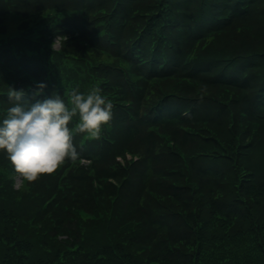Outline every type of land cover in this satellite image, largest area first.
Returning <instances> with one entry per match:
<instances>
[{"label":"trees","instance_id":"trees-1","mask_svg":"<svg viewBox=\"0 0 264 264\" xmlns=\"http://www.w3.org/2000/svg\"><path fill=\"white\" fill-rule=\"evenodd\" d=\"M59 1L0 0V114L12 102L8 85L34 100L40 80L46 82L44 92L63 93L66 102L73 88L85 91L95 85L107 92L111 83L127 96L110 59L136 65L156 47L187 51L203 62L226 59L215 63L212 73L210 67L196 69L200 65L189 58H174L166 68V51L156 49L155 58L152 52V78H160V84L177 77L179 83L154 93L153 100L162 98L164 106L151 110L150 102L145 119L134 115L131 124L122 116L120 140L126 145L141 136L146 140V154L130 169L99 168L113 156L107 131L96 141L82 135L85 146L78 159L19 189L10 161L0 159V264H264V44L248 43L245 53L208 46L215 59L200 47L205 36L219 40L239 24L258 29V38L264 39V0H82L58 6ZM96 10L104 34L111 30L123 36L116 54L102 49L104 58L87 64L67 49L53 50L58 37L69 44L86 40L96 48L88 33ZM196 26L201 32L191 36L188 31ZM105 71H113L112 78L100 76ZM202 86L238 92V112L234 101L214 100L223 104L220 119L237 137L234 165L246 172L237 173L232 160L223 158L226 147L219 157L200 160L207 150L223 147L219 134L217 139L207 129L201 132L208 134L205 139L193 136L203 118L184 103H198ZM109 97L120 100L114 93ZM238 119L242 130L235 127ZM158 137L169 156L156 151ZM194 137L203 147L189 156ZM84 158L88 166L80 163Z\"/></svg>","mask_w":264,"mask_h":264},{"label":"clouds","instance_id":"clouds-1","mask_svg":"<svg viewBox=\"0 0 264 264\" xmlns=\"http://www.w3.org/2000/svg\"><path fill=\"white\" fill-rule=\"evenodd\" d=\"M35 86L38 98L28 100L23 89L8 85L6 95L12 102L0 114V153L28 182L53 172L66 160L78 159L74 132L99 135L113 107L111 99L95 85L85 91L73 88L67 102L63 93L55 91L41 97L45 81H36ZM70 121H74L72 127Z\"/></svg>","mask_w":264,"mask_h":264},{"label":"rangeland","instance_id":"rangeland-1","mask_svg":"<svg viewBox=\"0 0 264 264\" xmlns=\"http://www.w3.org/2000/svg\"><path fill=\"white\" fill-rule=\"evenodd\" d=\"M82 0H61L58 2V6L61 5H68L71 2H74L75 4L80 5ZM86 3H88L90 0H85ZM61 4V5H60ZM26 18L31 17V19L33 20H37L39 15H31L28 14L25 16ZM90 19H91V23L92 25H94L93 29H91L88 33L89 35V41L96 45V48H81L80 47V43L78 42H73L71 44H69L68 42H57V45L59 46V48L61 49H67L69 52L73 53L75 56L79 57L81 60H83L84 58H88L90 59L92 62H94L97 59H102L104 58V54L101 51L102 48H108V44L106 41V37L104 32L102 31V24L103 21H101V17L99 15H97V10L94 11L91 15H90ZM242 25L244 24H239V27H236L235 30H231V31H225L224 35L221 36V39L218 40V37L215 36H210L207 37L205 36L204 38H202V41L200 43V47L201 49L204 51L206 56H209L212 59H215V56L213 54V51L208 50V46L211 45H216V47H220L223 48L225 47L228 50H231L233 53H245L247 51H245L248 47V43L251 44L252 46H256L257 43L258 44H264V39H259L258 35V29L253 30H249V29H243ZM201 30L199 28H191V30L188 31V33H190L191 36H197L198 33H200ZM125 40H127L125 38ZM65 41V40H64ZM72 44H75L74 46H71ZM252 48V47H251ZM250 48V49H251ZM94 54V55H93ZM188 55L190 53H187ZM192 55V53L190 54ZM97 58V59H95ZM226 58L221 57L219 62H213L212 60L210 61H204L202 64H200V66H198V68L196 69H204L205 67H210L212 68V73H214L217 68L214 67L213 65L215 63L218 64H222L224 63ZM116 60H112L111 63L113 65V62ZM95 63V62H94ZM116 67H122L123 64H115ZM188 67V66H186ZM191 69V68H190ZM262 69L264 70V67H262ZM190 71V70H188ZM185 73V72H183ZM100 76H107L108 78H112V72H108L105 71L103 74L99 73ZM114 76V75H113ZM253 77V81L258 82L260 80L259 77L256 76H251ZM119 80V79H117ZM175 80V81H174ZM175 83H179V80L176 78H173V80H168L165 79L163 83H160L159 85L155 86V87H149L148 89V94L146 99L144 100V105H148L150 102L153 101V95L154 93H157V95H159L160 93H165V88H170L172 84ZM158 88V89H157ZM157 89V90H156ZM225 88H220L218 86L216 87H206V86H202L201 88H199V90H201L200 92H202L200 94V98L201 100L198 103H184L185 106L189 105V107H192L193 109L196 110L195 114L197 116V118H203L202 122L200 123H196L194 125L193 129V136L197 137V138H203L205 139V137L208 136V134L206 135H202L201 136V132L202 131H209L210 133H214V136L216 134H219V139L217 136H215L219 143H222L223 147L220 146L221 148H216L213 150H207L206 153L207 155L200 159L203 162L209 161L210 157H212V155H215L216 157H219L222 152L225 150V147L228 149L223 155V158L227 157L230 158L232 161L230 163V165H232L235 169L236 167H238V169H236V172H246L243 171L244 169L240 168L239 165L237 166L234 165V161L235 159V155L237 154V147H238V141H237V137L232 134L228 122L227 120H221L220 116H219V112H218V108H220V106L223 104L214 100V99H219L222 102H227L229 103L230 101H234V99L237 98L238 92L234 91V90H224ZM224 93V94H223ZM231 103V102H230ZM235 106L233 105L232 107L235 109L236 107V111L238 112L239 107H240V103L235 102L234 101ZM184 106V107H185ZM123 116V112L121 110H116L115 114H113V118H117L116 121L119 125H122L120 123V119ZM241 121H239V119L236 121L235 123V127L238 130H242V124L240 123ZM70 126H73V122L71 123ZM123 128V127H121ZM173 128H169V131L172 132ZM207 129V130H206ZM235 130V128H233ZM147 133V131L145 132ZM83 134H77L76 136L73 135V143L76 145L77 150H82L83 147L85 146V144L83 143V140H81ZM220 135L221 138L223 139L222 142H220ZM192 138V140L190 141V144L192 145L190 151L187 150L190 154L189 156H193L196 155L197 152L199 151V148H202L203 146L198 142L199 140L197 138ZM141 139L143 140H135L132 142H129L127 145V148L132 151L137 153L140 156H144L146 154V140H145V136H141ZM226 142V144H225ZM230 143V144H229ZM178 144L180 145L179 141ZM155 149L158 152V154H161L162 156H169V148L167 147V145L158 137L157 142L155 143ZM4 154V153H1ZM1 160H5V161H9L5 155L0 156ZM164 159H166L164 157ZM165 161V160H164ZM115 162L113 160V158H111L109 161H106L105 163H100L99 164V168L100 169H106L109 170L110 172L115 171ZM133 172H130V176H132ZM133 178V177H132ZM17 181H19V179H17ZM19 183V182H18ZM235 188V184L232 185ZM236 190L238 189L235 188Z\"/></svg>","mask_w":264,"mask_h":264}]
</instances>
